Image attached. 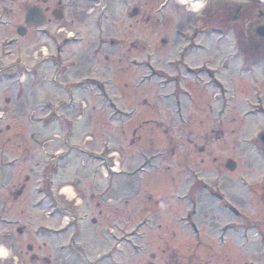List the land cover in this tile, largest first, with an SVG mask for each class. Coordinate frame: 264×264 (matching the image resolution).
<instances>
[{
	"label": "rangeland",
	"instance_id": "1",
	"mask_svg": "<svg viewBox=\"0 0 264 264\" xmlns=\"http://www.w3.org/2000/svg\"><path fill=\"white\" fill-rule=\"evenodd\" d=\"M15 1L0 0V209L9 208L8 216L0 214V243L16 257L6 264H262L260 237L254 230L246 237L243 220L228 210L237 181L221 164L233 155L234 137L255 154L250 138L263 121L250 119L247 128L238 120L235 136L229 121L236 108L257 99L260 84L253 77L264 73V38L257 33L264 25L263 1L208 0L204 23V13L175 1L156 12L165 0H50L51 6L62 3L64 19L24 37L17 29L26 11L23 0ZM227 6L235 13L221 15ZM134 8L140 15L131 18ZM239 52L259 60L249 65L252 75L241 72L235 89L230 59ZM53 65L60 70L58 88L48 84ZM64 83L92 90L106 85L118 108H108L96 89L85 91L76 97L79 104L47 125L40 118L49 115V105L56 108L50 101L66 100ZM53 161L59 166L54 197L65 212L49 218L52 202L42 209L33 203L42 198L35 193L37 178ZM257 165L261 170L251 176L260 180L261 157ZM110 169L122 173L108 179ZM25 175L31 179L26 193L14 202ZM114 180L121 194L105 190ZM43 183L48 192L49 181ZM65 187L75 198L61 194ZM236 199L241 205L245 200ZM76 208L98 224L77 235L70 258L57 249L71 242L74 232L66 226ZM258 217L248 223L258 225ZM37 226L64 229L61 240L36 239ZM18 227L21 233L13 234ZM3 229L12 234L9 244Z\"/></svg>",
	"mask_w": 264,
	"mask_h": 264
},
{
	"label": "flooded vegetation",
	"instance_id": "2",
	"mask_svg": "<svg viewBox=\"0 0 264 264\" xmlns=\"http://www.w3.org/2000/svg\"><path fill=\"white\" fill-rule=\"evenodd\" d=\"M13 2L15 0H12ZM19 1V0H18ZM17 0L15 2H18ZM154 2L156 0H153ZM21 4L24 7V11H26V15L24 17V26L25 28V35L27 34L28 30L26 28V25L28 23L34 24L38 23L39 21H45L44 26L36 28L35 30H42L44 31V28L51 24L53 21H62L58 20L57 17H59V13L64 11L62 10L61 6L62 3L58 2L56 5L51 6L50 0H37V4H33L30 0H23ZM31 8H36V18L33 20V16L28 17V11ZM239 10L236 12L238 14ZM203 18H209L208 15V6L203 11ZM231 13H235L233 9H229V6L226 7L225 11L222 12L221 15L229 16ZM140 15V9L138 16ZM233 21L237 20L236 16H232ZM149 21H151L149 19ZM147 21V22H149ZM34 29V28H31ZM45 33V32H44ZM108 56L106 55V59ZM232 65L235 66L234 73H233V84L236 83V87L239 88L241 84V72H247L252 75V71L250 68L251 65L256 64L257 60H259L258 57H255L253 53L249 52H239L236 53L231 59ZM250 65V66H249ZM57 69L58 72V66H54ZM254 78V83H259L260 85L254 87V91L256 92L257 99L255 101L248 100L245 102V106L243 108H236L231 115L230 124H233L234 129H232V133L235 136L236 134V128L235 125L238 123V120L241 121V123L244 121V124L247 125L246 127L249 128L251 124H247V122H250V119L260 120L263 121L257 124L254 128L255 132L253 133L254 136L250 138L253 140L252 147L254 148L255 154L251 155V150L245 148H241L240 142H237V139L234 137L231 145L232 150V157L226 159V163L221 164L223 169L226 170V172L231 176L230 178L234 179L236 183H233L234 186L231 187V190L235 189V192L232 193L233 199L228 200L231 204L228 206V210L231 213L232 217L236 220H243L242 223H240L243 227V233L245 236H249L252 231L254 230L257 233V236L261 239V245L260 248L262 252H264V178H261L260 180H255L252 178L251 174L254 173L258 169L257 165V157H261L262 160H264V157H262L260 154L264 156V73L262 74V77ZM252 86H245L244 88H247L251 90ZM234 89V88H233ZM236 96L233 94L231 95V99H235ZM257 127H259L257 129ZM246 128V129H247ZM249 133L248 129L245 131V135L247 136ZM246 139V138H245ZM243 149V151H241ZM201 153L204 152V149L200 150ZM244 155V156H243ZM242 158V161L240 160ZM229 162H231V165L233 167V170H230L228 165ZM242 167L246 168V170L242 169ZM259 170L261 168L259 167ZM233 188V189H232ZM135 191L138 192V189L135 188ZM23 192V190H22ZM20 192V195L22 194ZM137 194V193H136ZM236 197L239 198H245L244 203L241 205V203H237ZM218 199L220 197L218 196ZM100 205V204H99ZM98 205V207H99ZM246 210H249L251 213L248 214ZM102 213V210L99 211V214ZM258 215L259 217V223L258 225H250L248 222L253 223L251 221L254 216ZM250 225V226H249ZM249 226V227H248ZM226 231V230H225ZM254 237V236H253ZM263 260H264V253H263ZM251 262V261H250ZM200 264V263H199ZM209 264V263H207ZM250 264H253L252 262ZM262 264H264V261H262Z\"/></svg>",
	"mask_w": 264,
	"mask_h": 264
},
{
	"label": "clouds",
	"instance_id": "3",
	"mask_svg": "<svg viewBox=\"0 0 264 264\" xmlns=\"http://www.w3.org/2000/svg\"><path fill=\"white\" fill-rule=\"evenodd\" d=\"M189 12L197 15L202 14L208 6V0H178ZM61 194L66 195L69 199L75 198L76 194L70 187L61 190ZM9 258L16 259L14 252L5 243H0V264H6Z\"/></svg>",
	"mask_w": 264,
	"mask_h": 264
},
{
	"label": "water",
	"instance_id": "4",
	"mask_svg": "<svg viewBox=\"0 0 264 264\" xmlns=\"http://www.w3.org/2000/svg\"><path fill=\"white\" fill-rule=\"evenodd\" d=\"M137 13H138V11H135L133 16H136ZM33 14H34V10L31 11V12L29 13L30 16L33 15ZM261 16H263V14H262ZM61 18H62V15H60L59 17H57V19H61ZM42 23H43V21H39L38 23H35L33 26H40ZM28 26L32 27V25L29 24V23H28ZM18 32H19L20 35H24V32H25V31H23V30H19ZM258 34H259L261 37L264 38V26L261 27V28L258 30ZM228 167H229L230 170H233V167H232V165H231V162H229Z\"/></svg>",
	"mask_w": 264,
	"mask_h": 264
},
{
	"label": "bare ground",
	"instance_id": "5",
	"mask_svg": "<svg viewBox=\"0 0 264 264\" xmlns=\"http://www.w3.org/2000/svg\"><path fill=\"white\" fill-rule=\"evenodd\" d=\"M264 2V0H262Z\"/></svg>",
	"mask_w": 264,
	"mask_h": 264
}]
</instances>
